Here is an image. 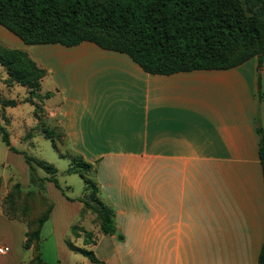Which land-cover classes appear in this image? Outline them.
I'll list each match as a JSON object with an SVG mask.
<instances>
[{
  "label": "crops",
  "instance_id": "obj_1",
  "mask_svg": "<svg viewBox=\"0 0 264 264\" xmlns=\"http://www.w3.org/2000/svg\"><path fill=\"white\" fill-rule=\"evenodd\" d=\"M7 46L26 51L44 70L40 90L43 79L51 81L39 92L41 135L54 129L51 137L61 134L68 154L93 165L100 200L114 212L115 231L102 234L81 216L83 189L66 198L52 181L34 178L23 155L5 145L0 165L22 178L8 172L0 179L52 201L38 245L46 264H79L72 252L84 254L71 250L69 238L74 226L95 232L96 242L86 248L101 264H257L264 236L258 156L264 55L261 65L254 56L226 69L151 74L127 54L90 41L65 46L19 38ZM0 230V246L8 247L0 264H30L24 222L0 210Z\"/></svg>",
  "mask_w": 264,
  "mask_h": 264
},
{
  "label": "trees",
  "instance_id": "obj_2",
  "mask_svg": "<svg viewBox=\"0 0 264 264\" xmlns=\"http://www.w3.org/2000/svg\"><path fill=\"white\" fill-rule=\"evenodd\" d=\"M0 24L25 44L74 46L82 41L94 42L101 48L127 54L151 74L226 69L254 56L261 65L264 55V0H0ZM0 64L8 81L26 86L34 97H41L37 89L44 70L26 51L0 43ZM49 95L45 93L46 97ZM2 102L16 103L13 99ZM258 131L264 195V131ZM53 133L44 129L48 138H53ZM0 136L9 150L21 153L31 169L37 166L44 170L46 178L62 190L51 163L17 151L2 125ZM69 156L66 172L77 173L83 180L79 197L82 212L95 214L102 234L113 233L114 212L100 200L98 186L92 179L93 165L78 156ZM36 204L45 210L33 218L31 209ZM52 206L50 198L25 189L18 182L10 184L2 200L3 214L26 226L23 247L31 248L30 264H46L38 245L40 229ZM77 229L83 234V246L72 245L71 249L101 264L86 248L96 242L93 233L74 226L77 236ZM257 264H264V236Z\"/></svg>",
  "mask_w": 264,
  "mask_h": 264
},
{
  "label": "rangeland",
  "instance_id": "obj_3",
  "mask_svg": "<svg viewBox=\"0 0 264 264\" xmlns=\"http://www.w3.org/2000/svg\"><path fill=\"white\" fill-rule=\"evenodd\" d=\"M18 40V36L15 35L12 31L4 27L0 24V43L3 45H10L14 44V42ZM51 81L49 78H45L42 81L41 89H37V93L39 95V92L43 93L51 88ZM15 100L16 103L14 105H4L2 101L4 100ZM41 97H34L31 92L30 88L20 85L18 83H12L8 81V76L4 70V68L0 64V125H2L6 131L8 132L9 139L13 142V147L17 149V151L20 152L24 151L28 155L33 156L34 158L42 159L44 161H47L51 163L56 168V179L62 188L61 193L66 197L70 199H76L78 196L81 195L82 189H83V180L77 173H68L66 172L68 165L70 163V154H68L66 143L59 134L57 138H45L41 135L38 125V118L39 115L42 112V106H41ZM30 130L32 131V134L27 137L26 133ZM49 131H55L54 129H48ZM20 136L21 141H16L15 137ZM23 140H26L24 142ZM58 140L61 142V145H56L55 143H52V141ZM56 145L63 155H60L57 149L54 147ZM6 146L4 142L1 139L0 136V159L2 158L4 151L6 150ZM14 152V151H13ZM18 153V152H15ZM16 160L20 159L23 161V158L21 155H17ZM33 177L39 179V181H42L44 178L48 176V174L36 166V168L33 170ZM8 172H16L17 176L20 177V174L17 169L14 168V170L4 168L0 165V175H5ZM18 177V178H19ZM22 178V175L21 177ZM37 182V181H36ZM40 183V182H39ZM10 186V183L3 181L0 179V210L3 212L4 209L2 208V200H4L5 195L7 193V189ZM37 186V184L35 185ZM31 188H34V184L32 182V185H30ZM52 187H54L52 185ZM55 188V187H54ZM37 201V200H36ZM38 204H36V207L32 208L33 211L32 217L35 218V213L39 214L40 212H43L45 210V207H37ZM4 215V214H3ZM82 217H86L88 219H92V222L95 226H97V221L95 220V214L88 212L87 210L84 212V215L81 214ZM80 214L75 215L73 218V223L79 224L78 221H80L81 218ZM84 226H89V223L84 220ZM49 229L47 226L43 228L42 236L48 235ZM73 232V230H72ZM70 232L69 238L71 241H73V246H79L82 247L81 241L78 239H73L72 235L73 233ZM1 233V230H0ZM72 233V235H71ZM93 233V232H92ZM95 234V232H94ZM93 234V235H94ZM1 237V235H0ZM72 250V249H71ZM72 257H78L81 259L79 261V264H87L90 263L89 258L81 254H77L75 252H72ZM73 258V259H75ZM97 264V263H96Z\"/></svg>",
  "mask_w": 264,
  "mask_h": 264
},
{
  "label": "built area",
  "instance_id": "obj_4",
  "mask_svg": "<svg viewBox=\"0 0 264 264\" xmlns=\"http://www.w3.org/2000/svg\"><path fill=\"white\" fill-rule=\"evenodd\" d=\"M8 250V247L6 245H1L0 246V253L3 254Z\"/></svg>",
  "mask_w": 264,
  "mask_h": 264
}]
</instances>
